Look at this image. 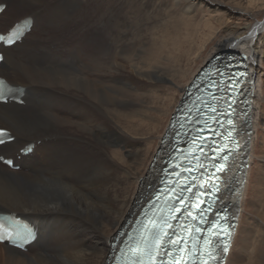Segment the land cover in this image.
<instances>
[{"label":"bare ground","instance_id":"1","mask_svg":"<svg viewBox=\"0 0 264 264\" xmlns=\"http://www.w3.org/2000/svg\"><path fill=\"white\" fill-rule=\"evenodd\" d=\"M88 1L20 0L37 17L18 20L5 19L6 2L0 15L3 34L33 19L20 44L0 48V77L25 102L0 104V128L16 138L0 156L16 157L23 169L0 163V208L8 211L0 214L38 229L26 253L0 245V264H108L119 232L161 187L177 128L172 117L186 92L229 49L244 58L248 78L236 108L240 150L219 202L236 220L222 264H264V21L226 44L210 27L238 10L218 0H108L92 14ZM129 2L138 5L136 27L121 18ZM33 43L45 52L40 57ZM59 45L65 54L56 53Z\"/></svg>","mask_w":264,"mask_h":264},{"label":"rangeland","instance_id":"2","mask_svg":"<svg viewBox=\"0 0 264 264\" xmlns=\"http://www.w3.org/2000/svg\"><path fill=\"white\" fill-rule=\"evenodd\" d=\"M19 1L20 0H17V3ZM155 1L158 2L157 0H155ZM2 2H5L3 4H6V2H7V4H8L7 6L10 7L9 11L7 12V16L5 17L6 20L13 18V17L14 18L16 17L18 20V19L22 18L23 16H25L24 14H27V15L29 14L28 16L35 14V16L37 17V15L34 11H26L25 12L24 8H22L17 3L11 4V2L9 0H0V4H2ZM218 2L219 3L223 2L224 4L223 3L222 4L227 6L228 8H233V9L239 11V12L238 11L234 12L233 14L228 16V18L223 19V20L222 19H217V20L213 19L212 28L210 27V31H215L216 33H212V34H216V36H220V37L222 36L223 41H225L226 44H227V42L231 41L230 37H233L236 32L244 31L243 34H241L240 37H238V38L245 37L248 35L249 32H251V30L254 29V26L257 23V21H263L264 20V16H263V14H264V0H218ZM106 3H108V0H89L88 4H89L90 14H92V12H94V10H97L99 8V5L106 4ZM106 5H109V4H106ZM137 10H138V5H136V3L129 2L128 4L124 5V8L121 10L123 13L122 12H120V13L125 14L121 18H125V16H126L127 19H129V20L132 19L131 24L134 27H136V21L135 20L133 21V18L136 16V14L138 12ZM29 12H31V13H29ZM247 12L250 13V15H248ZM229 17H231V18H229ZM160 19L161 18H157L156 20L158 21ZM168 19L169 18H166L167 22H168ZM206 19H207V16H204V15H202L198 19V22H197L199 25L198 28H203L205 26V24H206L205 20ZM156 20H154V21H156ZM167 22L164 21V22H158V23L160 26H167ZM1 24L2 23L0 22V25ZM151 25L155 26L154 23H151ZM220 27H221V29H220ZM3 29H4V27H3ZM3 29H2V31H4ZM204 29H206V31H209L208 28H204ZM249 29H250V31H249ZM131 37H133V36H130V38ZM43 44L48 45L47 42L44 43L43 41H40V45H43ZM158 45H161V41L158 42ZM59 46H60V49L56 50V53L57 54H61V53L65 54L66 50L63 48V45H59ZM29 47L32 48L31 49L32 55H35L37 57H40V56L36 53H41L42 55L45 53V52H41V50L37 49L35 43H33L32 45H29ZM51 50L54 51L55 47L52 46ZM9 76H10V73H9ZM168 87H169V85H168ZM15 159H16V157H15ZM21 170H23V169H21ZM18 172H20V170ZM0 211L8 212L7 209H2V208H0ZM262 233L264 234V231H262ZM34 251L39 252L40 247L34 248Z\"/></svg>","mask_w":264,"mask_h":264},{"label":"water","instance_id":"3","mask_svg":"<svg viewBox=\"0 0 264 264\" xmlns=\"http://www.w3.org/2000/svg\"><path fill=\"white\" fill-rule=\"evenodd\" d=\"M264 21V20H263ZM220 57H216L217 59L215 60V65H217V69H223L224 66L223 64H225V67L227 65V69L229 70L224 77H226L227 81L226 82H235V86L233 87V94L231 95L233 97L234 103H242L240 101L241 99V87L243 84H245L247 78H248V70H247V65L246 63L243 61L244 58L238 54L237 51L233 50V49H229L226 50L222 53L219 54ZM208 65V64H207ZM219 79L218 77H214V79ZM190 96L186 95L184 96V100L188 101L190 100ZM250 101H247L245 104L249 105ZM249 108V107H248ZM247 109V108H246ZM179 123H177L178 126ZM178 130V128H176V131ZM175 133V132H174ZM173 140V138H171V141ZM171 150V154H174V148L171 146L170 147Z\"/></svg>","mask_w":264,"mask_h":264},{"label":"snow or ice","instance_id":"4","mask_svg":"<svg viewBox=\"0 0 264 264\" xmlns=\"http://www.w3.org/2000/svg\"><path fill=\"white\" fill-rule=\"evenodd\" d=\"M26 25H27V20H25L23 22V24L17 25L8 35L0 34V42H3L5 44H13V43H15L21 37V34H22L21 30ZM3 59H4V57L0 56V60H3ZM0 135H3V133H0ZM3 142H4L3 139H0V143H3ZM24 231L26 233L25 238H27L28 236H31L32 233H31V229L30 228H27V226H25ZM222 231L225 234H230L228 232V229H222ZM223 250L227 251V247H225Z\"/></svg>","mask_w":264,"mask_h":264}]
</instances>
